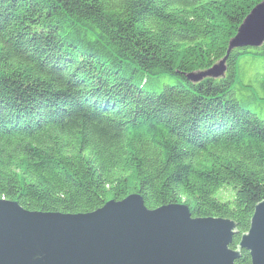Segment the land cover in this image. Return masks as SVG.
<instances>
[{
    "label": "trees",
    "instance_id": "trees-1",
    "mask_svg": "<svg viewBox=\"0 0 264 264\" xmlns=\"http://www.w3.org/2000/svg\"><path fill=\"white\" fill-rule=\"evenodd\" d=\"M260 1L0 0V199L87 213L138 193L233 220L234 248L264 198V101L240 103L237 64L264 60V42L232 49L223 77L187 75Z\"/></svg>",
    "mask_w": 264,
    "mask_h": 264
},
{
    "label": "water",
    "instance_id": "water-1",
    "mask_svg": "<svg viewBox=\"0 0 264 264\" xmlns=\"http://www.w3.org/2000/svg\"><path fill=\"white\" fill-rule=\"evenodd\" d=\"M263 41L264 0L239 25L226 55L187 78L223 77L232 49ZM236 232L233 220L193 217L184 203L149 209L138 193L87 213L31 211L0 199V264H235L242 250L250 264H264V198L232 248Z\"/></svg>",
    "mask_w": 264,
    "mask_h": 264
},
{
    "label": "rangeland",
    "instance_id": "rangeland-1",
    "mask_svg": "<svg viewBox=\"0 0 264 264\" xmlns=\"http://www.w3.org/2000/svg\"><path fill=\"white\" fill-rule=\"evenodd\" d=\"M249 47H251V46H249ZM257 47H259V46H257ZM237 48H239V47H237ZM237 69L239 72V75H238L239 83L240 84H246V85L250 84V86L246 87V89L240 91V92L244 93V96L240 97V99H241L240 103L243 106L249 107L250 109L257 111V109H258L257 103L252 102V101H247L244 99V97H246L248 95V92L246 90H252L253 88H255V90L257 91V97L260 98V101H264V60H262V59L256 60L252 57H249L248 60L246 61V63H244V64L240 60V62L237 64ZM226 70H227V68H226ZM225 73H226V71H225ZM261 80H263V83H260ZM161 82L163 84L174 83V81H172L168 78L161 80ZM226 188L220 190V192L217 193V195L220 196L222 199L230 198L232 196V191H233V195H234V190L231 186H227ZM239 239H240V237H239Z\"/></svg>",
    "mask_w": 264,
    "mask_h": 264
},
{
    "label": "bare ground",
    "instance_id": "bare-ground-1",
    "mask_svg": "<svg viewBox=\"0 0 264 264\" xmlns=\"http://www.w3.org/2000/svg\"><path fill=\"white\" fill-rule=\"evenodd\" d=\"M211 67V66H210Z\"/></svg>",
    "mask_w": 264,
    "mask_h": 264
}]
</instances>
